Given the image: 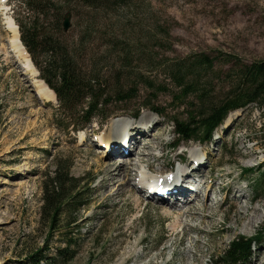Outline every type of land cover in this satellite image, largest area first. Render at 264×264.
<instances>
[{"label": "rangeland", "instance_id": "374dc122", "mask_svg": "<svg viewBox=\"0 0 264 264\" xmlns=\"http://www.w3.org/2000/svg\"><path fill=\"white\" fill-rule=\"evenodd\" d=\"M46 1L64 7L63 19L70 13L71 32L64 39L73 41L76 57L85 55L77 58L82 70H101L108 76L109 89L118 81L125 89L136 88V96L122 103L112 99L102 109L109 118L96 116L82 129L74 130L72 123L81 125L77 115L71 118L62 111L48 86L53 100L38 99L30 84L34 79L41 80L38 69L33 64L38 73L35 78L24 71L19 65L21 58L19 63L15 60L9 44V19L18 33L15 19L25 24L35 20L43 34H58L50 27V18H37L21 0H0V264H27L37 249H42L41 256L49 257L64 245L57 235L45 242L47 228L40 218L42 182L60 164L70 165L74 177L93 180L85 195L89 204L80 210L77 221V253L66 264H210L208 258L225 249L234 236L250 237L264 231V190L255 193V182L249 181L259 180L256 172L264 170V107L249 104L229 113L211 142L182 140L170 122L172 118H185L186 110L198 105L195 95L177 99L179 91L171 70L174 64L190 61L197 54L218 58L212 70L198 76L202 84L214 90L208 96L218 100L230 84L227 56L244 62L264 58V0H132L120 6L110 21L97 18L98 28L86 24L84 10L72 11L62 0ZM88 32L98 50L83 49L85 39L81 37ZM112 32L136 49L132 75L125 79L113 75L120 58L105 43V34ZM41 50L38 55L43 62ZM49 75L55 81L52 71ZM144 103L162 115L142 108ZM138 110L139 115L133 116ZM122 117L136 123L132 129L135 135L144 130L150 145L153 141L150 164L142 162L133 167L129 182L124 179L123 190L117 184L103 186L105 165L116 157L107 150L114 138L121 143L128 136L127 132L117 133L121 126L109 129L112 120ZM142 119L146 122L141 123ZM110 132L116 137L106 136L109 143L100 145L98 139ZM128 146L132 149L131 143ZM192 151L198 154L202 172L183 177L188 181L193 179L190 175L194 176V182L188 181L186 186L194 188L189 194L193 195L192 203L205 215L203 219L185 215L179 221L174 213L165 216L167 206L162 207L139 188L143 184L139 179L147 171L151 176L146 180L161 176L175 182L177 172L185 168L184 161L197 169ZM133 153L129 160L135 157ZM159 154L163 157L157 159ZM210 168L213 171L208 173ZM247 168L254 171L250 178L241 171ZM220 174L223 177L213 187L202 186L205 179ZM137 195L141 203L135 201ZM189 200L184 199L187 203ZM183 222L188 225L184 227ZM258 238L245 264H264V233ZM126 253L131 259L124 263ZM51 264L60 263L55 260Z\"/></svg>", "mask_w": 264, "mask_h": 264}, {"label": "trees", "instance_id": "16d2710c", "mask_svg": "<svg viewBox=\"0 0 264 264\" xmlns=\"http://www.w3.org/2000/svg\"><path fill=\"white\" fill-rule=\"evenodd\" d=\"M72 11L84 10L87 18L86 24L89 27L98 28L100 24L97 18L111 20L118 8L128 5L132 0H62ZM21 2L37 18H50V27L58 34H43L35 20L24 23L17 22L20 40L28 52L32 63L39 71V76L54 91L59 101L62 111L68 112L69 117L77 115L80 126L76 127L72 123L74 130L82 129L92 122L94 117L99 116L107 119L110 115L104 114L102 109L106 104L113 102H126L136 96V88L125 89L124 83L115 81L112 87L108 88L107 74L98 69L83 71L75 56L70 43L64 39L71 30L63 32V9L55 1L46 0H21ZM72 3L76 7H72ZM102 26V25H101ZM71 28V27H70ZM107 47L112 46L116 55L120 58L118 69L113 73L114 78H128L132 75V61L136 51L127 41L118 39L112 32L105 34ZM84 50H98L99 46L92 44L91 34L88 32L82 35ZM44 55L43 62L39 61L38 50ZM85 55L79 56L80 59ZM229 58V86L218 100H212L208 96L212 91L202 84L198 78L202 72H208L215 66L216 57L210 58L205 54L194 55L190 61H183L174 64L172 78L178 87V98L182 100L190 95L197 97L198 105L196 109L186 110L185 118H172V126L176 136L182 140H197L199 142H210L214 131L220 127L229 113L243 109L249 104H257L264 107V58L244 62L238 57L227 56ZM78 58V59H79ZM50 71L53 72V81L50 78ZM116 80V79H115ZM107 97H112L109 101ZM142 108H147L153 113L161 116L162 112L150 107L149 103L142 104ZM141 109V108H140ZM138 112L134 116H137ZM69 124H66L68 127ZM244 175L252 177V168L242 169ZM259 180L251 179L255 182L253 191L264 190V170L256 172ZM90 181V182H89ZM74 177L70 174V165H56L50 175H47L42 182V205L41 221L45 224L47 231L45 242L50 241L55 235L59 236V241L63 246H59L53 256H41L42 249L29 256L27 264H45L59 260L60 264H66L76 256V242L80 237L78 220L80 210L85 209L89 202L85 195L88 192L93 180ZM264 231H258L250 237L234 236L227 247L216 255L208 258L210 264H245L251 257L252 250L258 243V236ZM95 241V238H93ZM45 262H44V261Z\"/></svg>", "mask_w": 264, "mask_h": 264}, {"label": "bare ground", "instance_id": "6f19581e", "mask_svg": "<svg viewBox=\"0 0 264 264\" xmlns=\"http://www.w3.org/2000/svg\"><path fill=\"white\" fill-rule=\"evenodd\" d=\"M7 27L10 30L11 37L9 39V44L11 46V50H12V56L17 60V62L19 61V57L21 58V61L19 63V65L21 64V67L24 69V71L28 72L31 74V76L33 78L37 77V71L33 68L29 57H27L28 55L24 46L22 45L20 39H19V35H18V31L16 29V25L14 24V21L12 19H9L7 22ZM8 46V45H7ZM8 48V47H7ZM9 50V49H8ZM11 52V51H10ZM17 57V58H16ZM31 85L34 88L35 93L38 94V99L44 102H48V101H52L54 94L52 91H50V89L47 87V85L42 81V80H37L34 79L33 81H31ZM144 119L141 120V123ZM146 122V119L145 121ZM121 126V129L119 132V134L124 135L126 132L128 134V136H125L124 139H121L122 142L118 143V140H116V138H114V142L112 144V146L110 148H108L107 153L108 154H113L116 157L115 158H111L107 164L105 165L106 167V172H105V178H104V183L103 186L106 185H111V184H117L118 188L123 190V185L125 184L124 179L127 178V182H129L130 178H128V174L130 172V170L133 167L138 166L139 163L142 162H147V165L150 164L149 161V155H150V151L149 149H151L153 147V141H151V145L150 140L149 139H145L146 138V133L145 131H141V132H137L139 133L138 135H135L134 132L132 131V129L136 128V123H131L126 121L125 118H117L112 120V122L109 124V129L114 130L118 127ZM107 137H112L115 136L113 135V133H108L107 135L105 134V136H101L98 140H99V144H108V139ZM116 137V136H115ZM81 140H84V137L81 136ZM112 141V140H111ZM125 141V144H123ZM130 143L132 144V149H128V144L130 145ZM128 146V147H127ZM136 146H137V150H136ZM132 150V151H131ZM132 152H134L133 154L135 155L134 158L131 157L130 158V153L132 154ZM204 154V153H203ZM179 158L181 157L180 155H177ZM191 156L193 157L192 160L193 161H197V169L194 170L195 167H192L193 163L191 164L189 161H184V166L185 168H183V170L181 171V173L177 172V180L175 182H173V180L171 178H160L161 181L158 182L157 184H155V188L153 191V193L150 192V190H147L149 195L151 196L150 198H153V200H156V202L162 203L161 206H167V212L165 214V216L168 215V212L170 213H174L176 214V216H178V220L179 221H183L185 215L187 216H191V217H200V218H204V213L201 210H199L193 203H192V199L190 191L192 189H188L186 186V179H184V175L187 174H193L194 172H202V167L203 165L200 163V159L198 157V154L196 151H192ZM162 156V154H159L157 159H160ZM161 168V167H160ZM208 171V170H207ZM213 171L212 168L209 169L208 173H211ZM151 176L149 173H145V175L143 174V176L141 175L140 177V182L139 183H143L141 186H139V188L146 190L148 188H150L151 184L154 182V180L157 179V177L153 176L150 180H146V177ZM190 177H192L194 179L193 175H190ZM223 176L222 174H220L218 177L217 176H210V178H212V182L208 183L207 181L209 179H205L202 186L204 187H213V184L219 179H221ZM163 179V180H162ZM193 179H191L193 181ZM145 180V181H143ZM151 183V184H150ZM161 184V186H160ZM165 184V185H164ZM226 186L229 187V190L231 189L230 184H226ZM241 191V190H240ZM144 194V193H143ZM243 194V193H242ZM191 196V197H190ZM216 198V197H215ZM184 199H190L189 202H185ZM135 201L138 203H141L140 201V197L137 195L135 198ZM181 201V206L177 207L178 202ZM208 210L209 206H205ZM239 213H241L240 211H238ZM207 216L210 218L211 217V213H208ZM241 216H245V214H241ZM184 227L186 225H188L187 223H184ZM204 224L203 221H201V225ZM174 228V226L172 227ZM200 228V227H199ZM142 239H139L138 242H141ZM137 242V243H138ZM139 258V257H138ZM131 259V254L126 253L125 257H123V262L127 263L129 260Z\"/></svg>", "mask_w": 264, "mask_h": 264}, {"label": "water", "instance_id": "95a60500", "mask_svg": "<svg viewBox=\"0 0 264 264\" xmlns=\"http://www.w3.org/2000/svg\"><path fill=\"white\" fill-rule=\"evenodd\" d=\"M70 27V13L67 12L64 16V21H63V30L67 31L68 28ZM34 92V90H32Z\"/></svg>", "mask_w": 264, "mask_h": 264}]
</instances>
